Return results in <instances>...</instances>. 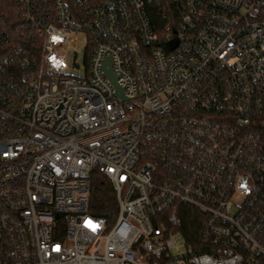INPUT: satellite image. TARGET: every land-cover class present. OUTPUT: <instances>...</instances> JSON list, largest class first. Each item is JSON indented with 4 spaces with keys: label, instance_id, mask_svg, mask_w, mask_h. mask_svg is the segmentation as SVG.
Masks as SVG:
<instances>
[{
    "label": "built area",
    "instance_id": "built-area-1",
    "mask_svg": "<svg viewBox=\"0 0 264 264\" xmlns=\"http://www.w3.org/2000/svg\"><path fill=\"white\" fill-rule=\"evenodd\" d=\"M0 264H264V0H0Z\"/></svg>",
    "mask_w": 264,
    "mask_h": 264
},
{
    "label": "trees",
    "instance_id": "trees-1",
    "mask_svg": "<svg viewBox=\"0 0 264 264\" xmlns=\"http://www.w3.org/2000/svg\"><path fill=\"white\" fill-rule=\"evenodd\" d=\"M91 210L97 216L106 217L109 222L115 220L117 213V198L109 178L100 171L92 175ZM184 235L194 242L202 229V214L191 206L184 207Z\"/></svg>",
    "mask_w": 264,
    "mask_h": 264
},
{
    "label": "rangeland",
    "instance_id": "rangeland-1",
    "mask_svg": "<svg viewBox=\"0 0 264 264\" xmlns=\"http://www.w3.org/2000/svg\"><path fill=\"white\" fill-rule=\"evenodd\" d=\"M67 61L70 64V68L68 69V73L73 75H82L84 72V61H85V53L83 52V46L79 47H73L68 45L67 46ZM76 52V53H75ZM76 62V64L80 65V67H75L73 63ZM177 242L181 243L182 239L181 237H177Z\"/></svg>",
    "mask_w": 264,
    "mask_h": 264
},
{
    "label": "water",
    "instance_id": "water-1",
    "mask_svg": "<svg viewBox=\"0 0 264 264\" xmlns=\"http://www.w3.org/2000/svg\"><path fill=\"white\" fill-rule=\"evenodd\" d=\"M106 74L113 81V83L116 84L115 76H114L112 70L111 69H107L106 70ZM119 93L122 94V89L121 88H119Z\"/></svg>",
    "mask_w": 264,
    "mask_h": 264
}]
</instances>
